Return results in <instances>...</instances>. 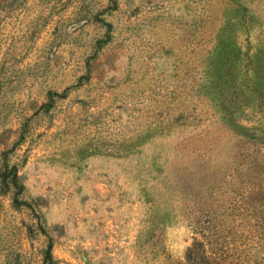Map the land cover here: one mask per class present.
<instances>
[{
	"label": "rangeland",
	"instance_id": "374dc122",
	"mask_svg": "<svg viewBox=\"0 0 264 264\" xmlns=\"http://www.w3.org/2000/svg\"><path fill=\"white\" fill-rule=\"evenodd\" d=\"M210 261L264 264V0H0V264Z\"/></svg>",
	"mask_w": 264,
	"mask_h": 264
},
{
	"label": "trees",
	"instance_id": "16d2710c",
	"mask_svg": "<svg viewBox=\"0 0 264 264\" xmlns=\"http://www.w3.org/2000/svg\"><path fill=\"white\" fill-rule=\"evenodd\" d=\"M5 175L8 176V177H11L12 179L16 178L15 172L11 173L9 171V172L5 173ZM205 264H221V263L210 261V262H206Z\"/></svg>",
	"mask_w": 264,
	"mask_h": 264
}]
</instances>
